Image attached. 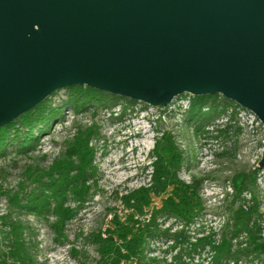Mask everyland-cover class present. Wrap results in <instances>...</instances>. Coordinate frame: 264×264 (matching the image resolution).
I'll use <instances>...</instances> for the list:
<instances>
[{"label": "water", "instance_id": "water-1", "mask_svg": "<svg viewBox=\"0 0 264 264\" xmlns=\"http://www.w3.org/2000/svg\"><path fill=\"white\" fill-rule=\"evenodd\" d=\"M78 85L221 95L264 126V0H0V125Z\"/></svg>", "mask_w": 264, "mask_h": 264}, {"label": "rangeland", "instance_id": "rangeland-1", "mask_svg": "<svg viewBox=\"0 0 264 264\" xmlns=\"http://www.w3.org/2000/svg\"><path fill=\"white\" fill-rule=\"evenodd\" d=\"M191 97L182 94L165 106L154 107L144 101H135L130 106L125 100L105 93L101 103L75 110L72 106H63L69 99L67 88L53 92L45 99V106L59 107L60 112L50 122L43 123L45 127L40 133L33 132L37 138L34 148L20 153L15 141H8L1 150L0 249H5L6 243L2 239L3 232L8 230L4 223L17 221L24 227L34 264H93L98 255L90 233L99 230L104 233L112 213L121 220L127 218L128 211L122 206L120 196L149 183L153 148L164 133L172 136L183 154L178 177L186 183L196 181L199 186L203 211L191 225L190 233L198 226L205 232L220 233L232 201L231 178L236 173L251 175L259 166L264 149V126L251 112L237 108L229 128L220 132L236 106L221 95L210 99L202 111L206 113L213 103L216 111L228 104L224 113L210 112L200 120H189L187 109ZM88 126H93L96 132L90 140L94 148L95 186L75 217L66 223L67 238L58 242L45 219L16 207L8 201V195H17L21 200L32 188L33 173L60 158L77 130ZM11 137L12 134L8 139ZM256 184L264 237V169L257 172ZM67 204L75 206L70 199ZM156 224L161 230L169 228V232L178 228L173 219L163 217H158ZM169 245L170 241L163 237L149 239L141 264H178L174 261L178 249H171ZM197 257L205 264L209 257L207 248L195 254ZM237 264L253 263L241 259Z\"/></svg>", "mask_w": 264, "mask_h": 264}, {"label": "trees", "instance_id": "trees-1", "mask_svg": "<svg viewBox=\"0 0 264 264\" xmlns=\"http://www.w3.org/2000/svg\"><path fill=\"white\" fill-rule=\"evenodd\" d=\"M66 88L69 99L63 106L69 105L75 110L101 103L105 95L82 85ZM114 97L125 100L130 106L135 103L134 100ZM216 97L192 96L187 109L189 120H200L210 112L224 113L228 104L216 111L213 103L206 113L202 111L207 102ZM237 108L240 107L236 105L229 113L220 132L229 128ZM59 109L46 107L43 100L11 122L0 125V153L8 141H15L20 153L32 150L37 141L33 132L40 133L45 127L43 123L50 122ZM95 134L93 126L77 130L60 158L53 160L46 169L33 173L30 177L32 188L21 200L17 195H8V201L16 207L45 219L58 242L67 238L64 233L66 223L75 217L95 186L94 148L90 145ZM153 155L149 183L120 196L122 206L128 211L127 218L121 220L112 213L104 233L100 230L90 233L98 255L93 264H141L147 243L154 237H163L170 241L171 249H178L174 256L178 264H202L203 259L198 260L195 254L199 255L205 248L209 255L205 264H237L241 259L264 264V237L256 192V174L264 169L261 162L251 175L236 173L232 176V201L220 233L205 232L198 226L191 234V225L203 211L198 183H186L178 177L184 158L169 134L164 133L155 142ZM68 199L75 203L74 207L67 204ZM158 217L173 219L178 228L172 232L169 228L161 230L156 224ZM4 226L8 230L3 232L2 239L6 243L5 249H0V264H34L30 243L23 234L24 227L17 221L4 223ZM217 234L218 239L215 238Z\"/></svg>", "mask_w": 264, "mask_h": 264}, {"label": "built area", "instance_id": "built-area-1", "mask_svg": "<svg viewBox=\"0 0 264 264\" xmlns=\"http://www.w3.org/2000/svg\"><path fill=\"white\" fill-rule=\"evenodd\" d=\"M254 116V115H253ZM254 118H255V116H254ZM256 119V118H255Z\"/></svg>", "mask_w": 264, "mask_h": 264}]
</instances>
